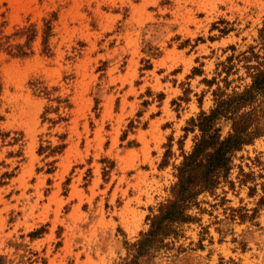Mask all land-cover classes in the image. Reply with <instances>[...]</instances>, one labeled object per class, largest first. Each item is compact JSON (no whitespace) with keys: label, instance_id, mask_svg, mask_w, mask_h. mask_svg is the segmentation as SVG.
<instances>
[{"label":"rangeland","instance_id":"374dc122","mask_svg":"<svg viewBox=\"0 0 264 264\" xmlns=\"http://www.w3.org/2000/svg\"><path fill=\"white\" fill-rule=\"evenodd\" d=\"M263 22L264 0H0V264H121ZM232 159L147 264H264V136Z\"/></svg>","mask_w":264,"mask_h":264},{"label":"trees","instance_id":"16d2710c","mask_svg":"<svg viewBox=\"0 0 264 264\" xmlns=\"http://www.w3.org/2000/svg\"><path fill=\"white\" fill-rule=\"evenodd\" d=\"M256 42L236 57L250 79L243 89L226 91L232 56L220 63L226 73L222 79L224 85L212 91L213 106L191 117L184 127L186 134L195 131L197 134L187 152L179 141L181 160L175 166L176 181L170 188V197L159 204L156 212L146 216L148 228L140 232L137 240L125 242L126 255L121 264H147L168 249L167 240L178 235V227L195 220L189 211L198 204L199 195L213 192L221 183L231 186L233 182L228 177L234 154L264 136V22L258 29ZM224 125L229 127L225 135L222 134ZM133 127L130 122L129 128ZM169 154L168 149L162 164ZM239 170L240 183H247L251 173ZM250 191L254 188L250 187Z\"/></svg>","mask_w":264,"mask_h":264}]
</instances>
